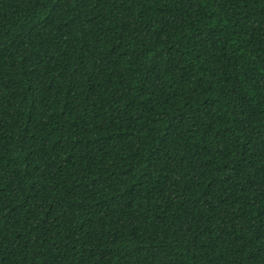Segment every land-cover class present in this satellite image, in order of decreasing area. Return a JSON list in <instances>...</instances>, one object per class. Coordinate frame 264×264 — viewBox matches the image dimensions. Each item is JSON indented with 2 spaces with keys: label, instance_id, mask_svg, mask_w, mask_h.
Masks as SVG:
<instances>
[{
  "label": "trees",
  "instance_id": "obj_1",
  "mask_svg": "<svg viewBox=\"0 0 264 264\" xmlns=\"http://www.w3.org/2000/svg\"><path fill=\"white\" fill-rule=\"evenodd\" d=\"M0 264H264V0H0Z\"/></svg>",
  "mask_w": 264,
  "mask_h": 264
}]
</instances>
